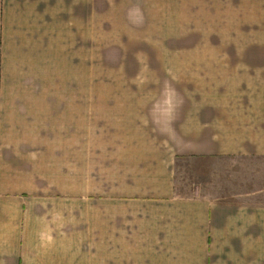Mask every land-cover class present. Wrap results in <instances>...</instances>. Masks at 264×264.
<instances>
[{"label": "rangeland", "instance_id": "374dc122", "mask_svg": "<svg viewBox=\"0 0 264 264\" xmlns=\"http://www.w3.org/2000/svg\"><path fill=\"white\" fill-rule=\"evenodd\" d=\"M209 16L206 37H0V139L44 149L50 160L23 167L46 176L108 178L129 149L169 162L179 195L264 202V155L185 151L233 140L229 116L264 110V37L238 15ZM43 183L32 186L51 189ZM255 214L246 248L264 254V211Z\"/></svg>", "mask_w": 264, "mask_h": 264}, {"label": "crops", "instance_id": "0c3cea01", "mask_svg": "<svg viewBox=\"0 0 264 264\" xmlns=\"http://www.w3.org/2000/svg\"><path fill=\"white\" fill-rule=\"evenodd\" d=\"M221 14L238 15L255 25L249 36L264 37V0H0V37H206L216 28L209 15ZM243 112L229 116L237 125L227 130L241 136L185 151L264 155V110ZM3 142L0 264H264V254L245 243L248 224L257 228L255 213L264 211L260 200L179 195L169 162L129 149L127 166L115 161L108 178L46 176L23 167L50 160L39 159L44 149Z\"/></svg>", "mask_w": 264, "mask_h": 264}]
</instances>
